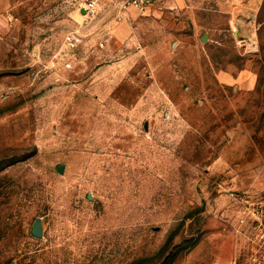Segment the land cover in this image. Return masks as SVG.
Masks as SVG:
<instances>
[{
  "label": "rangeland",
  "instance_id": "1",
  "mask_svg": "<svg viewBox=\"0 0 264 264\" xmlns=\"http://www.w3.org/2000/svg\"><path fill=\"white\" fill-rule=\"evenodd\" d=\"M263 220L264 0H0V264H248Z\"/></svg>",
  "mask_w": 264,
  "mask_h": 264
},
{
  "label": "built area",
  "instance_id": "2",
  "mask_svg": "<svg viewBox=\"0 0 264 264\" xmlns=\"http://www.w3.org/2000/svg\"><path fill=\"white\" fill-rule=\"evenodd\" d=\"M79 11L83 12L86 17L93 16L99 12L102 3L105 0H69ZM115 6L118 10L133 9L138 12H145L150 6L158 0H106ZM254 235V253L251 255L248 264H264V220L255 224Z\"/></svg>",
  "mask_w": 264,
  "mask_h": 264
},
{
  "label": "water",
  "instance_id": "3",
  "mask_svg": "<svg viewBox=\"0 0 264 264\" xmlns=\"http://www.w3.org/2000/svg\"><path fill=\"white\" fill-rule=\"evenodd\" d=\"M203 42H206V36L203 38ZM63 171V166L58 167V172L62 173ZM32 235L36 238H42L43 237V228H42V222L40 219H38L31 231Z\"/></svg>",
  "mask_w": 264,
  "mask_h": 264
},
{
  "label": "crops",
  "instance_id": "4",
  "mask_svg": "<svg viewBox=\"0 0 264 264\" xmlns=\"http://www.w3.org/2000/svg\"><path fill=\"white\" fill-rule=\"evenodd\" d=\"M103 4V3H102ZM115 9H116V7L115 6H113Z\"/></svg>",
  "mask_w": 264,
  "mask_h": 264
}]
</instances>
